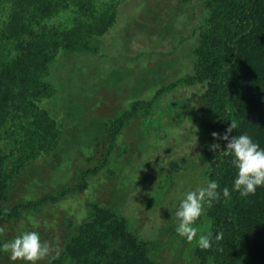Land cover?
I'll use <instances>...</instances> for the list:
<instances>
[{
    "label": "rangeland",
    "instance_id": "374dc122",
    "mask_svg": "<svg viewBox=\"0 0 264 264\" xmlns=\"http://www.w3.org/2000/svg\"><path fill=\"white\" fill-rule=\"evenodd\" d=\"M211 10L208 0H123L114 26L93 40L96 51H59L46 76L56 93L41 106L61 124V145L29 163L9 204L39 200L84 180L87 186L47 204L41 215L4 220L0 245L35 231L50 249L37 264H61L68 233L100 206L147 242L158 264H200L196 239L175 232V211L187 191L211 180L200 116L207 84L182 82L194 73ZM4 17L0 7V24ZM136 101L151 104L120 126ZM237 117L236 123L246 119ZM246 131L239 126L231 135ZM210 224L206 212L196 222L201 232ZM0 264L28 262L0 250Z\"/></svg>",
    "mask_w": 264,
    "mask_h": 264
},
{
    "label": "trees",
    "instance_id": "16d2710c",
    "mask_svg": "<svg viewBox=\"0 0 264 264\" xmlns=\"http://www.w3.org/2000/svg\"><path fill=\"white\" fill-rule=\"evenodd\" d=\"M122 1L0 0L5 12L0 24V226L24 213L41 215L47 204L86 188L84 180L81 186L39 200L9 204L16 179L29 163L54 155L61 145V124L41 106L56 93L46 79L50 65L61 50L96 51L93 40L114 26ZM208 1L212 10L194 73L182 82L207 84L205 109L200 110L208 138L204 157L218 191L229 187L231 198L221 196L206 207L213 236L222 232L223 238L209 249H199L198 255L200 264H264V186L247 197L231 191L236 170L231 157L219 154L227 142L211 135L223 134L234 116L246 115L238 127L264 148V0ZM62 15L63 20L55 21ZM150 104L136 101L120 126ZM213 143L221 149L212 150ZM95 209L68 233L61 264H158L150 245L138 240L121 217L107 208Z\"/></svg>",
    "mask_w": 264,
    "mask_h": 264
},
{
    "label": "clouds",
    "instance_id": "9594fccd",
    "mask_svg": "<svg viewBox=\"0 0 264 264\" xmlns=\"http://www.w3.org/2000/svg\"><path fill=\"white\" fill-rule=\"evenodd\" d=\"M237 127V123L231 121L223 134L212 132L214 140H223L227 143L223 149L219 143L211 144L210 148L221 149L219 154L231 157L230 164L236 170L231 191L238 192L241 197H247L254 195L257 188L264 186V148L247 133L232 136V131ZM219 188L216 180H209L206 185L187 191L176 206L175 232L189 242L195 238L200 249H209L214 242H219L223 238L222 232L213 236L211 230L201 232L196 226L197 220L205 214L206 207H212L221 196L225 200L231 198L229 187L218 191ZM0 250L9 252L13 260L22 259L28 264H37L48 255L50 249L49 244L41 239L38 232L23 231L13 240L0 245Z\"/></svg>",
    "mask_w": 264,
    "mask_h": 264
}]
</instances>
